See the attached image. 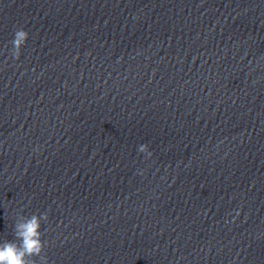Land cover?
I'll return each mask as SVG.
<instances>
[{
	"label": "clouds",
	"instance_id": "1",
	"mask_svg": "<svg viewBox=\"0 0 264 264\" xmlns=\"http://www.w3.org/2000/svg\"><path fill=\"white\" fill-rule=\"evenodd\" d=\"M28 32L22 28L15 30L11 41V57L19 59L20 50L26 44ZM139 153L147 151V145L138 146ZM48 213L41 212L31 216L19 215L13 226V239L0 242V264H36V259H45L46 241L42 239V222H47Z\"/></svg>",
	"mask_w": 264,
	"mask_h": 264
}]
</instances>
